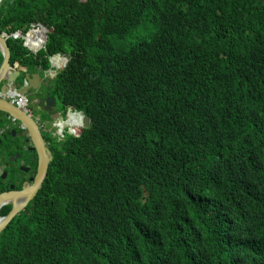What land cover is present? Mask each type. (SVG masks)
I'll return each instance as SVG.
<instances>
[{"label": "trees", "instance_id": "obj_1", "mask_svg": "<svg viewBox=\"0 0 264 264\" xmlns=\"http://www.w3.org/2000/svg\"><path fill=\"white\" fill-rule=\"evenodd\" d=\"M0 34L90 119L0 264H264V0H2Z\"/></svg>", "mask_w": 264, "mask_h": 264}, {"label": "flooded vegetation", "instance_id": "obj_2", "mask_svg": "<svg viewBox=\"0 0 264 264\" xmlns=\"http://www.w3.org/2000/svg\"><path fill=\"white\" fill-rule=\"evenodd\" d=\"M19 66L23 67V65ZM19 66H12L16 68L12 72H18L16 78L18 84H20L22 78L28 75V72L32 73L28 66L25 71L21 70ZM31 66L34 71L40 70L44 75V79L38 84L36 90H27V115L33 120L37 133L25 132L23 124L9 120L4 114L0 113V195L20 193L25 184L32 186L41 163L48 160L49 169L54 155L61 151L62 144L67 139L64 131L59 136L53 129L54 120L63 117L62 112L57 108L49 112L47 111V105L44 103L45 100L54 96L56 103L59 100L57 95L52 94V78L44 73V70ZM0 95L3 97V94ZM13 200V198L10 199L9 203H12ZM9 203L3 207H7L8 212L11 209ZM3 208L0 209V216H2Z\"/></svg>", "mask_w": 264, "mask_h": 264}, {"label": "water", "instance_id": "obj_3", "mask_svg": "<svg viewBox=\"0 0 264 264\" xmlns=\"http://www.w3.org/2000/svg\"><path fill=\"white\" fill-rule=\"evenodd\" d=\"M2 0H0L1 3ZM51 33V32H49ZM0 54L2 56V62L0 64V94H5L4 92L8 91L10 94L15 96H22L28 90L27 87H20L16 82L18 72L10 71L9 66V49L6 45V41L3 35H0ZM61 57L66 59V62L69 61V54H59ZM25 79L28 81L29 87L33 90H36L40 77L38 74L26 75ZM25 86V85H24ZM6 93V94H7ZM46 105H54V99L50 98L45 100ZM51 109L50 106H47ZM0 113L4 114L9 120L15 119L17 123L23 124L25 127V132L30 131L32 134L37 133V129L33 124V121L28 117L24 112L13 106L10 102L6 101L0 95ZM83 129L87 128L90 124L89 118H84L82 122ZM48 170V161H43L39 166L37 176L34 180L32 186L24 185L23 190L20 193H4L0 195V209L6 206L9 203L10 199H14L12 203H9L11 206L10 211L3 217H0V233L6 228V226L12 221V219L22 211V209L36 196L37 192L42 186L44 179L47 176Z\"/></svg>", "mask_w": 264, "mask_h": 264}, {"label": "clouds", "instance_id": "obj_4", "mask_svg": "<svg viewBox=\"0 0 264 264\" xmlns=\"http://www.w3.org/2000/svg\"><path fill=\"white\" fill-rule=\"evenodd\" d=\"M45 34H47V33L43 32L42 31V28H41L40 30L32 29L30 31V33L25 34V35H21L20 38L22 40L23 47L26 48L28 51H30L32 55H36L40 50H43L44 49V39H43V36ZM0 35H2V34H0ZM59 54H61V53H57V54L48 56L47 57V60H48V63H49V69H47V70L42 69V70H44V73H46V74H48V75L51 76L52 81H54L55 77L66 67V65L68 63V62H66V59L64 57H61ZM63 54H68V53H63ZM9 66H10V64H9ZM13 66H15V67L16 66H19V64L15 63ZM15 67L10 66V71L15 70L16 69ZM26 68L27 67H25V66L20 67V69L23 70V71H25ZM30 72H32V73H29L28 72V75L38 74V76L40 77L39 83L44 79V75L41 73L40 70L34 71V69L32 68V70ZM19 85H20V87H27L28 89L33 90L31 87H29L28 81L25 78H22V80H21V82H20ZM52 94L57 95L55 93L54 84H53V92H52ZM2 98L5 99L6 101L10 102V103H11V98H15V99H17V98H24L25 101H26L25 102V108L24 109L18 107L17 105L12 104V103L11 104L13 106H15L16 108H18L19 110H21L22 112H24L27 115V112H28L27 91L25 92L24 95H22V96H15V97H13L10 94V92L8 91L7 94H3V97ZM50 98H53L54 99V105H48L47 104V106H50L51 107V109L49 107H47V111H49V112L52 111L54 108H56V105H57V103L55 101V99H56L55 96L54 97H50ZM50 98H48L47 100H49ZM58 99L61 100L59 97H58ZM63 107L65 109V111L63 112V117H60V118L54 120V122H53V129L56 131V134L59 135V136L64 131L65 132V135L78 137L80 135V132L81 131H83V130H85V129H87L89 127L88 126L87 128L83 129V126H82L83 125L82 124L83 119L86 116H84V114L82 112H79L78 110H76L75 108H73L71 106H64L63 105ZM74 115H80L81 117H80V120H79V124L76 125V126L71 127L69 125V119H70L71 116H74ZM28 117H30V116H28ZM86 118H88V117H86ZM12 120L15 121V119H13V118H12ZM57 135H55V136H57ZM47 172H48V170H47ZM0 217H3V216H0Z\"/></svg>", "mask_w": 264, "mask_h": 264}, {"label": "rangeland", "instance_id": "obj_5", "mask_svg": "<svg viewBox=\"0 0 264 264\" xmlns=\"http://www.w3.org/2000/svg\"><path fill=\"white\" fill-rule=\"evenodd\" d=\"M147 23H148V25H150L151 26V22L150 21H146ZM152 26H153V24H152ZM19 40H21V38L19 39ZM22 41V40H21ZM133 43V41H132V39H128V45H130V44H132ZM30 52V51H29ZM31 53V52H30ZM54 69V68H53ZM56 108L57 109H59L61 112H62V114H63V112L65 111V109H64V107H63V104H62V102H61V100H58V102H57V105H56ZM55 108V109H56ZM66 136H68V135H66ZM69 137V136H68Z\"/></svg>", "mask_w": 264, "mask_h": 264}, {"label": "built area", "instance_id": "obj_6", "mask_svg": "<svg viewBox=\"0 0 264 264\" xmlns=\"http://www.w3.org/2000/svg\"><path fill=\"white\" fill-rule=\"evenodd\" d=\"M25 99L24 98H11V103L14 104V105H17L18 107L20 108H25Z\"/></svg>", "mask_w": 264, "mask_h": 264}, {"label": "bare ground", "instance_id": "obj_7", "mask_svg": "<svg viewBox=\"0 0 264 264\" xmlns=\"http://www.w3.org/2000/svg\"><path fill=\"white\" fill-rule=\"evenodd\" d=\"M167 13V12H166Z\"/></svg>", "mask_w": 264, "mask_h": 264}]
</instances>
